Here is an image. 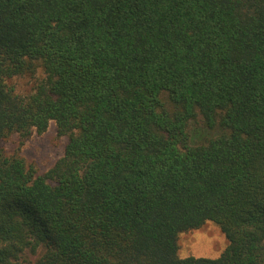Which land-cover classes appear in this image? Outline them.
I'll list each match as a JSON object with an SVG mask.
<instances>
[{
    "label": "trees",
    "instance_id": "obj_1",
    "mask_svg": "<svg viewBox=\"0 0 264 264\" xmlns=\"http://www.w3.org/2000/svg\"><path fill=\"white\" fill-rule=\"evenodd\" d=\"M199 117L220 134L194 146ZM52 122L68 144L47 173L4 150ZM208 222L227 249L180 257ZM41 249L37 264H264V0H0V264Z\"/></svg>",
    "mask_w": 264,
    "mask_h": 264
},
{
    "label": "rangeland",
    "instance_id": "obj_2",
    "mask_svg": "<svg viewBox=\"0 0 264 264\" xmlns=\"http://www.w3.org/2000/svg\"><path fill=\"white\" fill-rule=\"evenodd\" d=\"M42 78L43 74L40 72L36 79L25 77L15 80L18 93L29 94L35 88L36 81ZM189 131L194 146L204 144L220 134L219 129H208L201 117L191 123ZM67 144L68 138L59 136L57 125L54 122L51 123L46 133L42 135L35 133L24 143L18 135L2 141V146L8 155H20L27 165L35 167L38 175L47 173L64 156ZM228 246L227 237L220 226L214 222H208L201 229L181 234L179 237V255L182 258L193 256L217 259ZM43 253L42 249L37 253L27 251L22 256L21 262L37 264Z\"/></svg>",
    "mask_w": 264,
    "mask_h": 264
}]
</instances>
